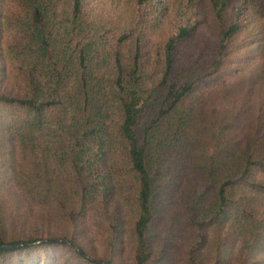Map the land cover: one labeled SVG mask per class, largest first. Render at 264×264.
Listing matches in <instances>:
<instances>
[{
	"label": "trees",
	"instance_id": "obj_1",
	"mask_svg": "<svg viewBox=\"0 0 264 264\" xmlns=\"http://www.w3.org/2000/svg\"><path fill=\"white\" fill-rule=\"evenodd\" d=\"M263 72L264 0H0V244L89 257L0 264H264Z\"/></svg>",
	"mask_w": 264,
	"mask_h": 264
},
{
	"label": "water",
	"instance_id": "obj_2",
	"mask_svg": "<svg viewBox=\"0 0 264 264\" xmlns=\"http://www.w3.org/2000/svg\"><path fill=\"white\" fill-rule=\"evenodd\" d=\"M44 241H59V242H64L69 244L71 247H73L77 252L80 254H83L82 251L72 242L68 241L67 239L64 238H46V239H40L36 240L33 242H14V243H5V244H0V250H8V249H13L19 246H26V245H31L35 243H40ZM85 257L89 258L87 255L83 254ZM100 264H110L108 262H103V261H98Z\"/></svg>",
	"mask_w": 264,
	"mask_h": 264
},
{
	"label": "rangeland",
	"instance_id": "obj_3",
	"mask_svg": "<svg viewBox=\"0 0 264 264\" xmlns=\"http://www.w3.org/2000/svg\"><path fill=\"white\" fill-rule=\"evenodd\" d=\"M245 84H247L246 82H244V83H242V86H244ZM264 84V72L260 75V76H258L257 78H256V81H255V83H254V86H252V89H253V91H255L256 90V88L258 87V86H262ZM254 96V95H253ZM164 236H163V234H157L155 237H154V239H153V248H152V250H151V253H152V256L153 257H155L157 254H158V252H157V244L160 242V240L163 238ZM163 256V255H162ZM163 258V260H161L160 262H158V263H154V264H170V259L167 261V259H168V257L167 256H163L162 257Z\"/></svg>",
	"mask_w": 264,
	"mask_h": 264
}]
</instances>
